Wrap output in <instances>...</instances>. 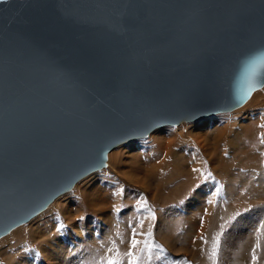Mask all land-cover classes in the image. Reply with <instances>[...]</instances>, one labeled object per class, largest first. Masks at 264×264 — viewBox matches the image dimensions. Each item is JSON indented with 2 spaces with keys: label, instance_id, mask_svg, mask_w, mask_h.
<instances>
[{
  "label": "water",
  "instance_id": "95a60500",
  "mask_svg": "<svg viewBox=\"0 0 264 264\" xmlns=\"http://www.w3.org/2000/svg\"><path fill=\"white\" fill-rule=\"evenodd\" d=\"M264 0L0 4V239L117 146L243 106Z\"/></svg>",
  "mask_w": 264,
  "mask_h": 264
},
{
  "label": "rangeland",
  "instance_id": "374dc122",
  "mask_svg": "<svg viewBox=\"0 0 264 264\" xmlns=\"http://www.w3.org/2000/svg\"><path fill=\"white\" fill-rule=\"evenodd\" d=\"M207 118L214 120V128L229 127L234 136L239 135L234 148L225 142V149H208L203 154L195 143L187 148L177 141L174 149H170L171 143L166 137L176 138L175 132L181 130L178 126H166L145 139L124 144L116 149L111 159L107 157L106 168L77 183L72 191L54 201L31 223L22 225L24 229H15L1 238L0 264H14L23 257L24 261L18 264H46L42 261L44 254L61 243L67 246V240L76 246L70 260L61 264H107L109 259L127 264L126 253L133 229L140 242L134 250L137 256L141 255L145 240L159 245V249L153 248L152 259H142V264H252L257 229L264 224V198L253 195L252 199L246 193L253 187L259 188L255 184L260 178L264 183V88L235 111L208 116L201 121ZM198 123L200 120L183 124L190 127ZM205 135L204 129L195 134L202 139ZM175 158L181 163L179 165L185 163L186 169L180 168ZM192 159L198 161L194 164ZM157 160L166 167V172L163 166L156 169L164 174L161 182L158 173L149 166L150 161L154 164ZM145 168L151 172L146 174ZM135 180L139 183L133 184ZM230 181L232 185L228 191L231 190L235 198L231 203L237 208L231 211L224 207L223 196ZM204 188H207V195L189 207L196 190ZM239 194L247 196L236 199ZM95 201L97 209L102 205L109 224L98 219L97 210L91 207ZM198 204L201 209H196ZM209 207L213 213L207 212ZM217 209L225 210L226 215H215ZM75 213L81 214L82 223L74 219ZM187 214L191 217L190 226L185 224L190 221ZM238 218L241 220L234 236L231 231ZM51 236L53 241L48 243L46 239ZM73 238L84 240L74 241ZM217 238L219 244L213 261L210 254ZM164 241L170 243L169 246ZM259 242L256 264H264V234L259 235ZM244 253L246 256L240 261ZM49 259L60 262L62 256L51 253Z\"/></svg>",
  "mask_w": 264,
  "mask_h": 264
},
{
  "label": "bare ground",
  "instance_id": "6f19581e",
  "mask_svg": "<svg viewBox=\"0 0 264 264\" xmlns=\"http://www.w3.org/2000/svg\"><path fill=\"white\" fill-rule=\"evenodd\" d=\"M264 88V87H263ZM262 88V89H263ZM261 90V89H260ZM258 93V91L257 92H255V93H253V94H257ZM252 94V95H253ZM251 98V97H250ZM236 110V109H235ZM235 110H233V111H235ZM227 113H229V112H227ZM206 118V117H205ZM203 119V118H202ZM207 119H209V118H207ZM200 121H201V119H199ZM205 120V119H204ZM198 121V120H197ZM194 122H196V121H194ZM185 124H183V123H181L180 124V126H178V127H180L181 128V130H187V128L184 126ZM178 127H172V128H178ZM158 129H160V128H158ZM155 131V130H154ZM154 133V132H153ZM152 133V134H153ZM151 134V133H150ZM149 134V135H150ZM148 135V136H149ZM147 136V137H148ZM146 137V138H147ZM143 139H145V138H143ZM235 139H237L236 137H233L232 139H227V138H225L224 140H222V141H220L218 138H213L212 140H211V142H210V144H209V147H208V149H225V142L228 144V146L229 147H231V149L232 148H234V141H235ZM138 140H141V139H138ZM135 141V140H134ZM137 141V140H136ZM131 142H133V141H131ZM175 142H177V141H175ZM175 142H173V144H172V148L174 147V144H175ZM129 142H127V143H125V145L126 144H128ZM191 143H193V142H190L189 144H186V146L185 147H189L190 148V146L191 145H193V144H191ZM180 144V143H179ZM124 144H122V145H119V146H117L116 148H115V150L113 149V150H111L110 151V153H108V155H107V157H109V159H111V157L113 156V153L116 151V149L117 148H119V147H121V146H123ZM144 145V144H143ZM195 145V144H194ZM197 146V148L200 150L199 152H201V153H206L207 151H208V149H207V147H205V146H199L198 144H196ZM245 147V146H244ZM243 147V148H244ZM174 149V148H173ZM245 149H246V147H245ZM198 152V153H199ZM197 153V154H198ZM198 157V156H197ZM183 160V159H182ZM193 161L192 162H194V164L198 161V160H195V159H192ZM184 161V160H183ZM182 161V162H183ZM155 162V161H154ZM107 163H108V161H107ZM184 164L185 163H182V165L184 166ZM149 166L151 167V169L153 170V171H155V172H157L158 173V175H159V177H161V179L164 177V174H163V172H166V167H165V165H164V163L162 162V163H160V160L158 161L157 160V162H155L154 164L152 163V161H150V163H149ZM161 166H163V172L162 173H159L158 171H156V169H158L159 167H161ZM103 170V169H102ZM101 171V170H100ZM136 172V171H135ZM145 172H146V174H149L151 171L150 170H148V169H146L145 168ZM93 174V173H92ZM92 174H90V175H92ZM90 175H88V176H86L85 178H83V179H81V181H83L84 179H86V178H88ZM80 181V182H81ZM80 182H78V184L80 183ZM133 182V184H137V183H139V181H137V180H135V181H132ZM257 182L258 183H256L255 185H257V186H259V188H255V187H253V190L251 189V190H248L247 191V195H248V197H252V199H253V195H254V198H259V197H261V198H264V183H263V181H262V179L260 178L259 180H257ZM77 184H75L74 185V187H73V189L75 188V186H76ZM141 187H143V182H142V184H141ZM72 189V190H73ZM71 190V191H72ZM238 191V190H237ZM70 192V191H69ZM69 192H66V193H69ZM88 192V191H87ZM66 193H64V194H66ZM91 193V192H90ZM64 194H61V195H59L58 197H56L55 199H54V201H56L57 199H59L60 197H62ZM92 196H93V194H91ZM106 195V194H105ZM240 195V194H239ZM247 195H244V196H242V195H240V196H238L236 199H239V198H241V199H244ZM250 195V196H249ZM89 196H90V194H89ZM95 197H96V195H94ZM87 197V196H86ZM91 197V196H90ZM91 198H93V197H91ZM247 199V198H246ZM250 199V198H249ZM96 200V199H95ZM103 200V198L102 199H99V200H97V201H102ZM105 200V202L107 203V204H109L108 203V201L106 200V199H104ZM53 201V202H54ZM233 201H235V198H233L232 199V202ZM242 201L243 200H241L239 203H238V205L239 204H241L242 203ZM52 202V203H53ZM52 203H50L49 204V206L52 204ZM194 205V203H192V204H190V206L189 207H192ZM48 206V207H49ZM200 206V204H198V205H196L195 207H196V209H201L202 207H199ZM202 206V205H201ZM47 207V208H48ZM91 207L93 208V209H95V210H97L96 211V213H97V215H98V219L99 220H101V221H107L108 222V220H107V218H105V216L106 215H104V213L103 212H105V210H103V207H102V205H99L98 206V209L96 208L97 206H96V201L95 202H93V203H91ZM46 208V209H47ZM236 208V205L234 204V205H232V203H231V205H230V207H229V209H230V211H231V209H235ZM239 208V207H238ZM45 209V210H46ZM237 209V208H236ZM44 210V211H45ZM44 211H42V212H40L39 214H41V213H43ZM197 211V210H196ZM249 213V212H248ZM38 214V215H39ZM106 214V213H105ZM228 214V213H227ZM38 215H36V216H34L33 218H31L29 221H27L26 223H24V224H22V225H28L29 223H31V221H33ZM224 215H226V214H224ZM223 216V215H222ZM74 219L76 220V221H78L79 220V218L80 217H82L81 216V214H79V213H75L74 214ZM226 217V216H225ZM110 218V217H109ZM239 219V218H238ZM81 220H83L82 218H81ZM81 220H79L80 222H81ZM240 220L241 219H239L236 223H234V225H233V227H232V233H234V236H235V228H236V226L239 224V222H240ZM83 222V221H82ZM81 222V223H82ZM111 222H112V220H111ZM108 224H109V222H108ZM188 224H189V226L191 225V220L188 222ZM22 225H19L18 227H16V228H14L10 233H8V234H11L13 231H15V229L16 230H18V229H20L21 227L20 226H22ZM22 228H23V226H22ZM203 229V228H202ZM104 231H107V230H104ZM103 233H106V232H103ZM231 233V234H232ZM7 234V235H8ZM231 234H229V235H231ZM7 235H5V236H7ZM89 235H90V233H89ZM91 235H92V232H91ZM90 235V236H91ZM4 236V237H5ZM232 236V235H231ZM3 238V237H2ZM53 236H51L50 238H48V239H46V241L48 242V243H51L52 241H53ZM86 239L87 240H89L90 241V239H89V237H86ZM165 240H166V237L164 238ZM168 239V238H167ZM73 240L75 241H77L78 239H75V238H73ZM81 240H84V239H79L78 241H81ZM67 242H68V244H67V246L68 245H70V247H67V246H65V243H61V244H59L58 246H56L51 252H47L46 254H44V256H43V258L44 259H42V261H46V264H61L62 263V261H68V260H70V257L72 256V251H73V249L75 248V246H76V243H74V242H70L69 240H67ZM169 242H170V240H169ZM164 243L165 244H167L168 246H169V244L167 243V242H165L164 241ZM51 253H56V254H59V255H61L62 256V259H61V261L60 262H53V261H51L50 259H49V255L51 254ZM69 256V258H66V256ZM245 256H246V254L244 253V254H242L241 255V257H240V261L241 260H243L244 258H245ZM24 258L25 257H23V258H21V259H19V261H17V262H15L14 264H18L19 262H23L24 261ZM73 258V257H72Z\"/></svg>",
  "mask_w": 264,
  "mask_h": 264
},
{
  "label": "snow or ice",
  "instance_id": "6c2138e0",
  "mask_svg": "<svg viewBox=\"0 0 264 264\" xmlns=\"http://www.w3.org/2000/svg\"><path fill=\"white\" fill-rule=\"evenodd\" d=\"M7 3V0H0V4ZM264 87V49L258 51L256 54L248 58L244 64L242 65L241 71H240V85L236 91V99L237 101H243L249 98L253 91L256 90L257 87ZM146 203V202H145ZM143 206V205H142ZM154 219L155 217L152 216ZM141 227H143V223L140 224ZM264 230V224H261L260 228L257 229V243L255 245V248L253 249V257H252V264H256L257 257L255 255L256 249L260 248V242H259V235L264 234L262 232ZM136 232L135 229H133V235L132 239L130 240V247L129 251L126 253V256L128 258L127 264H142V259L150 261L152 259V251L153 248L159 249V245H152L150 241L145 240L144 247L141 251V255L137 256L134 252V250L137 248V245L140 243L136 239ZM151 235V232L149 231V236ZM219 244V239L217 238L213 242L212 252L210 254V259L213 261L216 257V252ZM160 251H163V249H160ZM117 256H119V253L117 252ZM107 264H119V261L116 259H109L107 261Z\"/></svg>",
  "mask_w": 264,
  "mask_h": 264
},
{
  "label": "flooded vegetation",
  "instance_id": "af4514ba",
  "mask_svg": "<svg viewBox=\"0 0 264 264\" xmlns=\"http://www.w3.org/2000/svg\"><path fill=\"white\" fill-rule=\"evenodd\" d=\"M211 119L212 118L202 120V121H200V123L194 124V126H190V127H186L184 125L187 128V130H180L178 132H175L176 133V136H175L176 138H173V137H170V136L166 137L167 140L170 141V143H171L170 149H173L172 148V144L175 141H179V143L182 144V145L189 144L190 142H193L195 144H198L199 146H205L208 149L211 140L213 138H215V137L218 138L220 141L224 140L225 138L232 139L233 137H236V138L239 137V135L238 136H234V133H233L232 129H230L229 127L214 128V126H215V124H213L214 120H211ZM243 128H244V130L246 129V127L244 125H243ZM201 129H204L205 133H206V135H205L206 137L203 138V139L200 138V137L195 136V134L197 132H199ZM238 130L241 133V129H238ZM184 131H185V134L183 133ZM195 140H197V141H195ZM176 161H177L178 165L181 164V163H179V160L176 159ZM179 166L182 169H186L183 165H179ZM158 181H160V182L162 181L161 177H158ZM227 184H228V188L225 189V194L223 195L225 200H226V203L224 205L225 208H229L230 207L232 199H233L232 198V194L230 192L231 190L228 191L231 188L230 184L232 185V182L231 181L227 182ZM205 195H207V188L200 189V191L196 190V192L194 193V196H193L191 204L195 203L197 201H202V198L205 197ZM227 196H229L228 203H230V205L227 204ZM188 206H190V205H188ZM209 208L210 209H208L207 212L208 213H210V212L213 213L214 210L211 207H209ZM224 211L225 210H223V209L222 210L219 209L218 213L216 212L215 215H224L226 213V212L224 213ZM187 216L191 220L190 215L187 214ZM185 224H188V222H185ZM20 229H24V228H20ZM20 229H18V230H20Z\"/></svg>",
  "mask_w": 264,
  "mask_h": 264
},
{
  "label": "trees",
  "instance_id": "16d2710c",
  "mask_svg": "<svg viewBox=\"0 0 264 264\" xmlns=\"http://www.w3.org/2000/svg\"><path fill=\"white\" fill-rule=\"evenodd\" d=\"M194 146H196V145H194ZM190 147H192V146H190Z\"/></svg>",
  "mask_w": 264,
  "mask_h": 264
}]
</instances>
